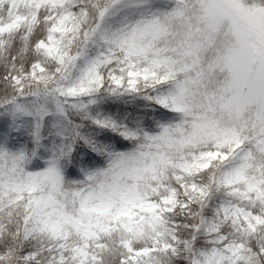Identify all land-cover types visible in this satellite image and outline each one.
I'll return each instance as SVG.
<instances>
[{
	"label": "snow or ice",
	"instance_id": "6c2138e0",
	"mask_svg": "<svg viewBox=\"0 0 264 264\" xmlns=\"http://www.w3.org/2000/svg\"><path fill=\"white\" fill-rule=\"evenodd\" d=\"M0 264H264V0H0Z\"/></svg>",
	"mask_w": 264,
	"mask_h": 264
}]
</instances>
